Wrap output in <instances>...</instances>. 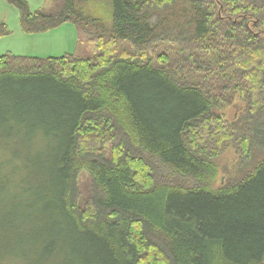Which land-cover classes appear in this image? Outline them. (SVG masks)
I'll return each instance as SVG.
<instances>
[{
	"label": "trees",
	"instance_id": "1",
	"mask_svg": "<svg viewBox=\"0 0 264 264\" xmlns=\"http://www.w3.org/2000/svg\"><path fill=\"white\" fill-rule=\"evenodd\" d=\"M8 1L25 33L73 22L79 39L60 57L0 55V80L42 90L61 120L45 125L58 148L25 160L33 179L0 236L37 231L46 210L77 264H263L264 0H112L109 28L90 0ZM235 95L231 121L219 109ZM229 143L242 174L214 187Z\"/></svg>",
	"mask_w": 264,
	"mask_h": 264
},
{
	"label": "rangeland",
	"instance_id": "2",
	"mask_svg": "<svg viewBox=\"0 0 264 264\" xmlns=\"http://www.w3.org/2000/svg\"><path fill=\"white\" fill-rule=\"evenodd\" d=\"M26 1L32 12L47 3V0ZM86 7L89 14L101 19L99 23H103L107 28L111 26L112 0H90ZM3 23L9 33L0 35V55L12 53L47 58L60 57L76 51L79 31L73 22L64 23L47 32L28 34L21 27L20 11L16 5L8 0H0V24ZM99 28L96 26L94 29ZM29 87L32 86L25 85L21 81L0 80V190L5 194L0 206V216L13 207L15 201L11 194L24 189L26 182L22 180L23 175L27 182H32L33 177L29 175L30 172L28 173L29 168L25 160L48 159L60 142V137L55 131L45 126L50 121H53V124L55 121L61 122L60 119H56L57 104L52 107L48 103V95H44L42 90L32 92ZM245 106L246 102L239 95H235L234 99L219 111L223 112L228 120L233 121V118L243 113ZM206 146L214 145L207 143ZM258 155L263 156L262 153ZM240 161L241 153L236 145L227 144L216 159L218 175L214 187H219L230 178L239 177L242 174ZM252 166L253 162L248 168ZM89 180L88 174L81 176V189L84 193L89 189ZM8 182L9 188L6 186ZM49 208L51 210V207ZM57 220L59 219H53L45 210L41 217V226L37 231L33 224L30 226L28 224V231H20L19 234L12 235L8 233L7 237L0 236V264H77L75 256L69 255L70 239L63 242L59 238L52 239L53 235L58 233ZM20 236L25 239L20 241ZM35 237L42 241L41 244L32 246L30 239L35 240ZM24 242H26L24 245L18 246ZM46 242L56 248L55 258H43Z\"/></svg>",
	"mask_w": 264,
	"mask_h": 264
}]
</instances>
